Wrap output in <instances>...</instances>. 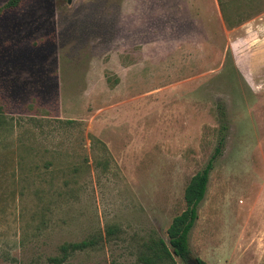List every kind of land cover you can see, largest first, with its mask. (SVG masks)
I'll return each mask as SVG.
<instances>
[{
    "label": "rangeland",
    "instance_id": "obj_1",
    "mask_svg": "<svg viewBox=\"0 0 264 264\" xmlns=\"http://www.w3.org/2000/svg\"><path fill=\"white\" fill-rule=\"evenodd\" d=\"M223 1L247 17L226 25L216 0L0 13V264L91 237L61 264H139L220 135L190 258L264 264V0Z\"/></svg>",
    "mask_w": 264,
    "mask_h": 264
},
{
    "label": "trees",
    "instance_id": "obj_2",
    "mask_svg": "<svg viewBox=\"0 0 264 264\" xmlns=\"http://www.w3.org/2000/svg\"><path fill=\"white\" fill-rule=\"evenodd\" d=\"M216 1L226 25L229 26L238 23L241 19L247 17L241 18L242 12H240V14L237 13L235 17L228 15L227 9L229 3L227 4V2L223 0ZM20 2L21 0H6V2L0 6V13L3 10L16 7ZM221 129H224L223 125H221ZM222 141L223 135H220L217 146L214 148L213 153L204 167L195 172L188 179L183 189L184 208L174 215L167 225L165 231L167 240L165 241L160 237H150L142 242L137 255L139 264H177L176 259L187 264V261L191 260L188 248V233L197 218V206L203 199L212 160L219 153ZM114 231L115 228L113 226L106 228V233L108 235L113 234ZM97 241V238L91 237L77 242L62 243L58 247L59 254L47 257L46 262L43 264H61L71 253L94 247ZM192 260L196 264H206L198 258H192Z\"/></svg>",
    "mask_w": 264,
    "mask_h": 264
},
{
    "label": "water",
    "instance_id": "obj_3",
    "mask_svg": "<svg viewBox=\"0 0 264 264\" xmlns=\"http://www.w3.org/2000/svg\"><path fill=\"white\" fill-rule=\"evenodd\" d=\"M187 264H196L193 260H188Z\"/></svg>",
    "mask_w": 264,
    "mask_h": 264
}]
</instances>
